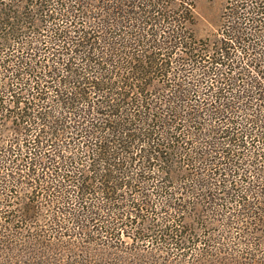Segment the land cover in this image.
I'll return each instance as SVG.
<instances>
[{
	"label": "trees",
	"instance_id": "1",
	"mask_svg": "<svg viewBox=\"0 0 264 264\" xmlns=\"http://www.w3.org/2000/svg\"><path fill=\"white\" fill-rule=\"evenodd\" d=\"M177 1L0 0V245L32 243L18 263L123 247L147 213L141 241L205 264L220 250L184 229L199 206L223 211L226 256H264V0H226L205 38Z\"/></svg>",
	"mask_w": 264,
	"mask_h": 264
},
{
	"label": "rangeland",
	"instance_id": "2",
	"mask_svg": "<svg viewBox=\"0 0 264 264\" xmlns=\"http://www.w3.org/2000/svg\"><path fill=\"white\" fill-rule=\"evenodd\" d=\"M177 2L181 3L184 9L186 8L187 5L185 3L180 0ZM193 2L195 8L193 9L192 14L194 15L195 23L194 25L193 23L190 24L192 25L190 26L192 29L190 32H194L197 38H205L217 30L216 25L221 19L226 0H193ZM175 5H178V3ZM14 194L17 196L14 198L16 201H19L23 195L16 191H14ZM199 211L201 212L200 215H196L192 212H186L183 214V217H190L191 219L195 218V221L198 222H193V224L190 221V223L184 224V229L195 233V238L193 240L204 238L210 240L212 244L214 241V244L218 250H220V253H218L219 256L211 258L210 256H201L204 258L203 262L205 264H264V256H255L247 253L240 255L237 251L234 252L236 253V255L233 254L234 256H226L227 250L237 249L240 248V246H236L237 243H233V241L227 237L228 235H231L229 231L230 227L225 226L223 223V211L211 210L209 212L207 211V208L203 206H199ZM157 213L158 211L156 214ZM152 215L141 213L144 221H142L139 229L142 233L137 234V236H134L133 231L129 227L127 228L123 226L122 228L124 229L117 230V234L119 233L121 236L123 247H116L115 245H99L95 242L88 243L83 242L82 240H74L75 243L72 244V240L71 242H55L53 245H47V243H45L43 247L39 246L40 244H36V247H39V249H37L38 254L33 255L41 256L42 258H48L50 256L57 257L60 260L56 264H75V262L78 261H81V263L78 264H83V262H87V264H169L170 259L177 260L184 258V256H169L168 254H165L164 251H159L157 249L156 241L151 238L143 241L140 240V235L142 237L144 235L148 236L143 233V228L148 227L149 224H153L150 223L147 218L152 217ZM132 218L133 217L130 219ZM153 218H155V216H153ZM195 226H198V228L195 229ZM91 227L92 226L89 228ZM154 227L157 226H151V228ZM263 227L264 226L261 228ZM28 229L30 228L28 227ZM40 229L42 230L44 228ZM244 230L247 233H251L249 228H245ZM31 231L27 230L25 231V234H30ZM89 235H91L89 236V239H92L94 238L93 236H95L92 232H89ZM14 239L10 241L12 243H9L10 250L4 245H0V264H20L17 261L31 256L29 255V252L33 250L31 249L33 248V244L27 241L23 242V240H19L18 238ZM102 239L106 240L104 237ZM197 257L199 256H187V259L191 258V260H197ZM87 259L88 261H86ZM211 259H214V261Z\"/></svg>",
	"mask_w": 264,
	"mask_h": 264
}]
</instances>
